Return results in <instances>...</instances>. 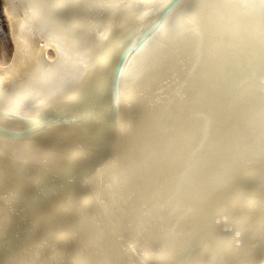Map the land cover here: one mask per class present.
Returning a JSON list of instances; mask_svg holds the SVG:
<instances>
[{"label": "bare ground", "instance_id": "1", "mask_svg": "<svg viewBox=\"0 0 264 264\" xmlns=\"http://www.w3.org/2000/svg\"><path fill=\"white\" fill-rule=\"evenodd\" d=\"M1 3L0 264H264V0Z\"/></svg>", "mask_w": 264, "mask_h": 264}, {"label": "rangeland", "instance_id": "2", "mask_svg": "<svg viewBox=\"0 0 264 264\" xmlns=\"http://www.w3.org/2000/svg\"><path fill=\"white\" fill-rule=\"evenodd\" d=\"M1 0H0V42L6 45L8 48H10V41L7 33V28H6V22L5 18L3 15V9L1 6ZM3 40V42H2Z\"/></svg>", "mask_w": 264, "mask_h": 264}, {"label": "water", "instance_id": "3", "mask_svg": "<svg viewBox=\"0 0 264 264\" xmlns=\"http://www.w3.org/2000/svg\"><path fill=\"white\" fill-rule=\"evenodd\" d=\"M85 167H86V166H85ZM67 182H68V179H67V177H65L64 180H63V182H62L60 185H62V186H66V185L68 184ZM33 207H34V206H32V208H33ZM33 209H34V208H33ZM28 221H29V219L26 221V224H27ZM28 225H29V224H28ZM28 225H27V226H28ZM30 226H32V224H31ZM2 240H3V239H2ZM2 240H1V241H2ZM1 241H0V245L2 244ZM18 241L22 242L21 239L18 240ZM5 250H6V249H4V250L0 253V257H2V256L7 252V251L5 252ZM1 254H2V255H1Z\"/></svg>", "mask_w": 264, "mask_h": 264}, {"label": "snow or ice", "instance_id": "4", "mask_svg": "<svg viewBox=\"0 0 264 264\" xmlns=\"http://www.w3.org/2000/svg\"><path fill=\"white\" fill-rule=\"evenodd\" d=\"M170 4H171V0H170Z\"/></svg>", "mask_w": 264, "mask_h": 264}]
</instances>
